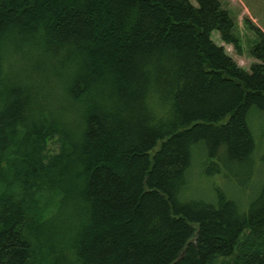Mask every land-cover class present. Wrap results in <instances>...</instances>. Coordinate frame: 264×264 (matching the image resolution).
<instances>
[{
	"label": "trees",
	"instance_id": "obj_1",
	"mask_svg": "<svg viewBox=\"0 0 264 264\" xmlns=\"http://www.w3.org/2000/svg\"><path fill=\"white\" fill-rule=\"evenodd\" d=\"M245 24L249 70L219 0H0V264H264V184L181 198L200 142L208 174L252 167Z\"/></svg>",
	"mask_w": 264,
	"mask_h": 264
},
{
	"label": "rangeland",
	"instance_id": "obj_2",
	"mask_svg": "<svg viewBox=\"0 0 264 264\" xmlns=\"http://www.w3.org/2000/svg\"><path fill=\"white\" fill-rule=\"evenodd\" d=\"M196 5V0H189ZM235 23L234 32L239 39L241 52L238 54L231 45L224 44L217 31L211 33V39L217 45H223L232 59L245 70L255 61L249 55V49L257 42L255 32L245 24L248 19L264 32V0H219ZM248 128L253 136L255 148L252 155V167L249 172L232 173L228 169L208 174L204 170V149L202 142L193 148V159L186 172V187L181 193L182 199H202L214 202L215 189L235 201L240 209L246 208L261 186L264 184V111L255 105L247 112ZM49 150L56 151L57 144L48 142ZM226 258V257H224ZM223 257H219V260ZM229 260V259H228Z\"/></svg>",
	"mask_w": 264,
	"mask_h": 264
}]
</instances>
